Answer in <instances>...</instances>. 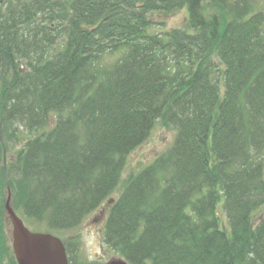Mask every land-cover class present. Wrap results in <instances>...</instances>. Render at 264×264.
I'll use <instances>...</instances> for the list:
<instances>
[{
  "label": "trees",
  "instance_id": "1",
  "mask_svg": "<svg viewBox=\"0 0 264 264\" xmlns=\"http://www.w3.org/2000/svg\"><path fill=\"white\" fill-rule=\"evenodd\" d=\"M254 1L0 0V264H17L9 191L25 223L64 232L119 188L103 242L130 264H264ZM183 9L185 28L153 31ZM159 124L174 143L121 187Z\"/></svg>",
  "mask_w": 264,
  "mask_h": 264
},
{
  "label": "rangeland",
  "instance_id": "2",
  "mask_svg": "<svg viewBox=\"0 0 264 264\" xmlns=\"http://www.w3.org/2000/svg\"><path fill=\"white\" fill-rule=\"evenodd\" d=\"M254 3L255 9L257 11L264 10V0H255ZM188 17L187 9L180 10L179 12L168 16H157L154 18L155 28L153 31L161 32L175 28H185ZM219 80L221 95H223L225 89L221 76H219ZM175 136V129L163 127L160 124L155 126L148 141L128 157V162L122 176L121 187L132 175L140 172L143 168L152 163L158 156L164 153L174 143ZM120 190L121 189L119 188V190H117V192L112 195L111 201L109 200L110 202L107 201L104 203L77 229L64 232H51L55 236H58L62 239H68L72 237L79 238V249L75 252V257L78 264H108L113 259L120 257L115 251L107 247L103 242V229L105 227V223L94 225V222L92 221L93 218L98 213H100L103 208L108 210L109 206H111L113 203V200L118 198ZM263 218L264 207L256 212L255 220L258 222ZM26 226L33 232L39 230V228H34L28 223H26ZM40 229L46 231L45 228Z\"/></svg>",
  "mask_w": 264,
  "mask_h": 264
},
{
  "label": "water",
  "instance_id": "3",
  "mask_svg": "<svg viewBox=\"0 0 264 264\" xmlns=\"http://www.w3.org/2000/svg\"><path fill=\"white\" fill-rule=\"evenodd\" d=\"M6 225L12 241L14 257L18 264H69L62 240L52 233L31 231L15 212L11 192L6 203ZM110 264H127L115 259Z\"/></svg>",
  "mask_w": 264,
  "mask_h": 264
},
{
  "label": "bare ground",
  "instance_id": "4",
  "mask_svg": "<svg viewBox=\"0 0 264 264\" xmlns=\"http://www.w3.org/2000/svg\"><path fill=\"white\" fill-rule=\"evenodd\" d=\"M188 12V11H187ZM189 16V15H188ZM188 21H189V18H187V25H188ZM54 116V115H53ZM53 120H54V117H53ZM52 123L53 124H51L52 126L54 125V121H52ZM163 127H167V126H163ZM169 128V127H168ZM127 162H128V158H127ZM126 165H127V163H126ZM126 165H125V167H126ZM125 169V168H124ZM123 172H124V170H123ZM10 192V191H9ZM9 192H8V194H9ZM11 197H12V195H11ZM111 201V200H110ZM109 201V202H110ZM108 202V203H109ZM16 212V211H15ZM221 215V217H223V218H225L224 217V215H223V213H221L220 214ZM6 217V216H5ZM21 217V216H20ZM22 218V217H21ZM258 222H260V221H258ZM257 221H256V223H258ZM5 226H6V233H7V235H8V237H9V242H10V244H12V241H11V238H10V235H9V233H8V230H7V225H6V221H5ZM35 232H38V233H51V232H48L47 230L46 231H43V230H41V229H39L38 231H35ZM60 238V237H59ZM61 240H62V242H63V244H64V247H65V250H66V254H67V257H68V260H69V264H73V262H72V260H71V256L68 254V246L72 249V247H74V245H75V239L77 240L78 238L77 237H72V238H68V239H62V238H60ZM79 240V239H78ZM80 241V240H79ZM80 245V244H79ZM114 251V250H113ZM117 253V252H116ZM120 257L119 258H117V259H121V260H124L127 264H130L126 259H125V257H123L120 253H117ZM113 260H115V259H113ZM112 260V261H113ZM112 261H110L108 264H110ZM16 262H17V260H16ZM18 264V263H17Z\"/></svg>",
  "mask_w": 264,
  "mask_h": 264
},
{
  "label": "flooded vegetation",
  "instance_id": "5",
  "mask_svg": "<svg viewBox=\"0 0 264 264\" xmlns=\"http://www.w3.org/2000/svg\"><path fill=\"white\" fill-rule=\"evenodd\" d=\"M107 213H108V210H106L105 208H103L100 213H98L94 218H93V222H94V225H99V224H104L105 220H106V217H107Z\"/></svg>",
  "mask_w": 264,
  "mask_h": 264
}]
</instances>
